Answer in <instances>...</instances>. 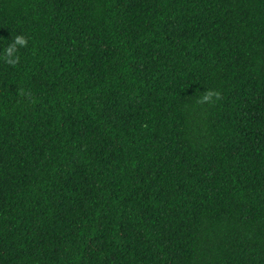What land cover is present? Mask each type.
I'll use <instances>...</instances> for the list:
<instances>
[{"label": "trees", "instance_id": "trees-1", "mask_svg": "<svg viewBox=\"0 0 264 264\" xmlns=\"http://www.w3.org/2000/svg\"><path fill=\"white\" fill-rule=\"evenodd\" d=\"M0 264H264V0H0Z\"/></svg>", "mask_w": 264, "mask_h": 264}, {"label": "clouds", "instance_id": "clouds-1", "mask_svg": "<svg viewBox=\"0 0 264 264\" xmlns=\"http://www.w3.org/2000/svg\"><path fill=\"white\" fill-rule=\"evenodd\" d=\"M26 43L25 37L23 35L17 34L13 37L12 43L7 45L4 49V59L10 63L15 64L18 60L17 53V46H24ZM210 94V93H209ZM208 96L205 95L203 99H207Z\"/></svg>", "mask_w": 264, "mask_h": 264}]
</instances>
